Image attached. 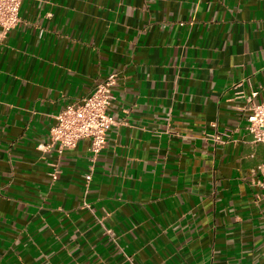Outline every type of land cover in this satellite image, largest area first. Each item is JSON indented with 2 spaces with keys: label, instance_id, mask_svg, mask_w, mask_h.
Segmentation results:
<instances>
[{
  "label": "crops",
  "instance_id": "1",
  "mask_svg": "<svg viewBox=\"0 0 264 264\" xmlns=\"http://www.w3.org/2000/svg\"><path fill=\"white\" fill-rule=\"evenodd\" d=\"M113 71L99 156L43 150ZM255 90L264 0H23L0 43V264H264Z\"/></svg>",
  "mask_w": 264,
  "mask_h": 264
},
{
  "label": "built area",
  "instance_id": "2",
  "mask_svg": "<svg viewBox=\"0 0 264 264\" xmlns=\"http://www.w3.org/2000/svg\"><path fill=\"white\" fill-rule=\"evenodd\" d=\"M23 0H0V43L6 34L20 22V8ZM119 72L113 71L105 79L97 82L92 91L80 103L67 104L55 115V124L50 133V141L41 144L43 150L57 147L59 153L72 149L83 139H89L93 161L99 156L107 142L110 129L117 124L111 113L115 100V89L118 84ZM259 92L251 94V111L248 116V132L253 142L264 143V101L254 102ZM214 139L223 142L222 135L217 132ZM261 178L258 183L264 188V163L258 166ZM59 170L52 173L57 180ZM87 185L92 179V172L86 175Z\"/></svg>",
  "mask_w": 264,
  "mask_h": 264
}]
</instances>
